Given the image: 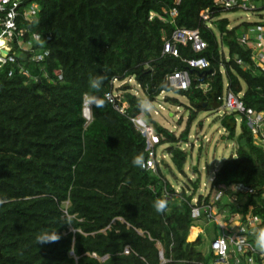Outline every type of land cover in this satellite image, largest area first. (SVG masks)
<instances>
[{
	"label": "trees",
	"instance_id": "1",
	"mask_svg": "<svg viewBox=\"0 0 264 264\" xmlns=\"http://www.w3.org/2000/svg\"><path fill=\"white\" fill-rule=\"evenodd\" d=\"M32 3L40 7L37 19L18 21L11 43L15 61L0 65V264L213 262L210 242L220 227L206 207L201 209L204 233L188 240L197 223L194 199L211 201V192L198 194L200 171L194 167L197 177L178 190L164 172H173L169 162L158 159L156 169L133 166L132 158L142 153L146 161L149 150L131 118L143 114L153 122L160 139L155 150L167 145L171 163L184 172L189 153L183 145L192 123L199 111L221 106L227 83L242 93L247 107L264 110V74L253 61V47L239 40L238 28L253 23L232 27L223 16L229 10L215 0H27L24 5ZM205 9L211 11L208 20L201 16ZM177 29H198L206 46L196 51L191 41L174 42ZM167 42L177 53L166 50ZM39 54L43 59H36ZM201 58L207 66L189 62ZM183 70L190 77L187 89L169 80ZM97 75L103 77L98 90L90 87ZM116 80L122 84L115 90ZM128 80L143 95L133 92ZM108 92L117 95L119 106L127 103L124 113ZM168 92L188 100L165 99L190 110L179 135L139 107ZM84 94L104 101L91 107L90 121L83 114ZM235 116H221L223 138L235 141L237 149L214 171L211 186L224 185L226 191L212 205L224 219L240 213L248 225V216L259 218L247 227L255 251L240 256L264 264L255 244V233L264 229V148L244 117L238 132ZM237 184L254 192L235 190ZM157 199L167 201L163 213L153 207ZM39 235L57 240L38 244ZM127 245L132 252L124 254Z\"/></svg>",
	"mask_w": 264,
	"mask_h": 264
},
{
	"label": "built area",
	"instance_id": "2",
	"mask_svg": "<svg viewBox=\"0 0 264 264\" xmlns=\"http://www.w3.org/2000/svg\"><path fill=\"white\" fill-rule=\"evenodd\" d=\"M27 0H0V65H4L7 61H15V56L11 53V43L19 30L18 21L23 20L27 22H33L37 19V16L40 12V7L36 3L25 6ZM247 0H215V5L224 8L225 10H231L235 8L243 9H257L256 5L253 2H250V5H247ZM210 10L205 9L201 12V16L204 20H208L210 16ZM176 10L172 11V15H176ZM153 17L155 14H151ZM264 20L262 19L256 26H250L248 31L255 34V39H253V61L256 66L260 69L259 72L264 74ZM34 39H39V34H33ZM251 38L247 33L243 34L239 40L241 43L249 42ZM173 41L181 42L186 44L191 41L193 48L196 51L202 50L206 43L202 40L198 29H177L173 33ZM7 50L6 55L3 54V51ZM166 50H173L175 53L177 51L174 49V46L170 45V42L166 44ZM47 54V52L45 53ZM37 60L43 59V54H39L36 57ZM238 63H242L240 59L237 60ZM192 66H197L199 68L205 67L208 65L206 59H197L189 61ZM171 84L180 89H187L190 85V77L187 70L175 72L170 77ZM117 81V80H116ZM226 90L223 96L219 97L222 100L221 106L218 108V112L221 114L229 113H239L244 118L247 119V124L251 130L252 135L255 138V142L264 148V110L255 111L251 107H247L242 99V93H235L229 86L226 84ZM119 95V93H117ZM117 95L112 92L106 93V97L116 104V109L124 113L127 105L126 103L123 106H119L115 101ZM85 108H90L89 105L84 103ZM225 111V113H222ZM131 120L134 122L135 127L139 129L143 135L147 138V149L149 150V158L145 161V169H156V154L154 147L159 143V136L155 133L152 127L148 126L144 120L140 117H132ZM242 120V118H241ZM240 120V121H241ZM235 189L238 191H244L248 193L254 192L253 188L247 187L245 185L239 184L235 186ZM225 191V187L221 186L213 196L212 201L218 200L222 197ZM264 197V195H263ZM211 201V203H212ZM211 203H204L202 206L207 208V216L212 218L220 227V234L217 238L212 241V248L216 255V260L212 264H230L229 258L233 257L234 253H240L245 255L249 251H255L253 245L248 241L247 236V227H254L258 221L257 216H248L247 222L243 223L242 214L236 213L230 219L225 220L223 217L216 216L213 211V206ZM200 205L195 204L192 208V216L194 218L200 217L201 207ZM237 223V224H236ZM132 252L131 247L128 245L124 248V253L129 254ZM96 256V254H93ZM162 263L165 262L163 251L159 253ZM107 256L102 257L104 260ZM261 258L264 261V254L261 255ZM237 264H240V258L236 257ZM247 262L249 264L254 263L253 256H248Z\"/></svg>",
	"mask_w": 264,
	"mask_h": 264
},
{
	"label": "rangeland",
	"instance_id": "3",
	"mask_svg": "<svg viewBox=\"0 0 264 264\" xmlns=\"http://www.w3.org/2000/svg\"><path fill=\"white\" fill-rule=\"evenodd\" d=\"M250 2H253L258 10L235 8L223 12V16L229 18L232 27L241 24L242 22L253 23L250 25L256 26V23H259L262 19L264 20V0H247V5H250ZM262 23H264V21ZM215 31L217 32L216 29ZM238 32L242 35L247 33L251 38L248 44L253 45V39H255L254 33L248 31V29L243 26L238 28ZM128 81L132 85L133 92L138 95H143L140 88L136 86V82L134 80ZM121 84L122 83L120 82H116L115 90L116 87L119 88ZM118 93L121 94L122 91L118 90ZM167 95L177 97L182 103H188L185 96L174 92L162 93V95L154 102L145 101L150 104L149 111L152 118L159 124L167 127L179 135L186 126L190 110L185 105L176 106L175 104L166 101L165 99ZM222 113H225V111ZM219 115L220 113H218L217 110H205L198 112L196 119L192 123L189 140L187 141L189 143L183 145V148H186L189 153L184 172L179 171L171 163V158L165 151V147L167 145L157 146L156 154L158 158L162 161L169 162L174 172L173 173L169 168H167L164 169L165 175L178 190L179 186L189 182V179H195V177H197L194 170V167H196L200 171L201 176V187L198 194L207 193L209 189L212 188L210 177L214 175V170L221 165L223 160L227 159L231 154L236 152V142L223 138V136L226 135V131L224 130L221 122V116ZM235 115L237 119V129L238 132H240V126L242 123L240 120L243 116L239 113H235ZM143 119L147 123L153 124V122H151L146 115ZM163 166L164 164H162V167ZM196 221L198 220L196 219ZM195 225H202V222H197ZM194 230L195 229L192 230V234L189 235V238L193 237ZM238 256H240V253H234L233 257L229 258V263L237 264L236 257ZM240 258V264H242V262H247L244 257L240 256ZM247 264L249 263L247 262Z\"/></svg>",
	"mask_w": 264,
	"mask_h": 264
},
{
	"label": "clouds",
	"instance_id": "4",
	"mask_svg": "<svg viewBox=\"0 0 264 264\" xmlns=\"http://www.w3.org/2000/svg\"><path fill=\"white\" fill-rule=\"evenodd\" d=\"M117 82V81H116ZM102 83H103V77L101 76V75H97L95 78H93V79H91L90 80V87L92 88V89H100V87H101V85H102ZM82 103H85V104H87V105H89L90 106V115H88V116H86L85 115V106L83 107V114H84V116H85V118L87 119V121H90L91 119H92V111H91V107H96V108H100V107H102L103 106V103H104V101L101 99V98H99V97H97V96H95V95H92V94H84L83 96H82ZM126 105H127V103H126ZM140 110H141V112H147L149 109H150V104L147 102V101H143L141 104H140ZM217 111H218V109H216ZM219 113V112H218ZM223 115H226V114H221L220 113V115L219 116H223ZM137 116H140L142 119H143V114H139V115H137ZM136 116V117H137ZM144 120V119H143ZM237 120V119H236ZM144 122L148 125V126H150V127H152V125H150L149 123H147L145 120H144ZM153 128V127H152ZM153 130H154V128H153ZM225 130V129H224ZM155 131V130H154ZM251 131V130H250ZM155 133H156V131H155ZM157 134V133H156ZM158 135V134H157ZM145 136V135H144ZM146 137V136H145ZM146 142H147V138H146ZM189 143V142H188ZM188 143H186V144H188ZM185 144V145H186ZM157 145V144H156ZM155 145V146H156ZM184 149H186V148H184ZM154 151H155V154H156V150H155V147H154ZM149 158V157H148ZM158 156H157V154H156V161H158ZM131 164L133 165V166H135V167H139V168H141V169H143V168H145V157H144V155L141 153V154H138V155H136V156H134L133 158H132V160H131ZM156 167H157V162H156ZM216 170V169H215ZM214 170V171H215ZM210 180H211V182L213 181V176H211L210 177ZM237 185H239V184H237ZM221 186H223V187H225L224 185H221ZM220 186V187H221ZM219 187V188H220ZM219 188H214V187H212V188H210L209 189V191L207 192V193H204L203 195H207L208 193H210L211 192V201H212V199H213V196L215 195V192L219 189ZM236 190V189H235ZM225 191H226V187H225ZM224 191V192H225ZM241 192H244V191H241ZM223 195H224V193H223ZM222 195V196H223ZM235 198V197H234ZM220 199V198H219ZM211 201L209 202V203H211ZM215 201H217V200H215ZM215 201H212V203L211 204H213ZM199 201H198V199H197V197L194 199V204H193V206L195 205V204H197V205H200V206H202L203 204H204V202L202 203V204H199L198 203ZM166 206H167V201L165 200V199H157L156 201H154V203H153V207L155 208V211L157 212V213H163L165 210H166ZM213 206V205H212ZM203 208V206L201 207V209ZM207 209V208H206ZM213 211L215 212V214H216V209L213 207ZM207 212V211H206ZM202 214L200 213V217H198V218H195V220L197 219L198 221L199 220H202L201 219V216ZM231 218V217H230ZM229 218V219H230ZM225 220H227V219H225ZM203 221V220H202ZM191 231V230H190ZM204 233V232H203ZM202 233V234H203ZM200 235V234H199ZM219 236V235H218ZM217 236V237H218ZM189 237V236H188ZM198 237V236H197ZM196 237V238H197ZM217 237H215V238H217ZM214 238V239H215ZM214 239H212L211 240V242H210V245H211V248H212V241L214 240ZM55 240H57V239H52V238H50L49 236H47V235H39L38 237H37V242H38V244H42V243H46V242H50V241H55ZM190 241V240H189ZM255 244H256V247H257V249L260 251V252H262V253H264V229H259V230H257V232L255 233ZM128 246V245H127ZM212 250H213V248H212ZM162 251V250H161ZM214 251V250H213ZM215 253V252H214ZM125 254V253H124ZM163 255H164V253H163ZM102 258V257H101ZM106 259V258H105ZM165 259V258H164ZM215 260H216V258H215ZM214 260V261H215ZM166 261V260H165ZM213 261V262H214ZM213 262H211V263H209V264H212ZM164 263V262H163Z\"/></svg>",
	"mask_w": 264,
	"mask_h": 264
},
{
	"label": "crops",
	"instance_id": "5",
	"mask_svg": "<svg viewBox=\"0 0 264 264\" xmlns=\"http://www.w3.org/2000/svg\"><path fill=\"white\" fill-rule=\"evenodd\" d=\"M197 222H198V223H201V222H202V225L192 226L189 235L192 234V230H193L194 228H196V229L194 230V233H193L194 235H193V237H192V238H189V237H188V240H190V241L195 240L196 237H197L199 234H202V233L204 232V230H205V224H204L205 221L199 220V221H197ZM236 224H237V223H236Z\"/></svg>",
	"mask_w": 264,
	"mask_h": 264
},
{
	"label": "bare ground",
	"instance_id": "6",
	"mask_svg": "<svg viewBox=\"0 0 264 264\" xmlns=\"http://www.w3.org/2000/svg\"><path fill=\"white\" fill-rule=\"evenodd\" d=\"M90 113H91L90 109L88 107L85 108V115L88 116V115H90Z\"/></svg>",
	"mask_w": 264,
	"mask_h": 264
},
{
	"label": "water",
	"instance_id": "7",
	"mask_svg": "<svg viewBox=\"0 0 264 264\" xmlns=\"http://www.w3.org/2000/svg\"><path fill=\"white\" fill-rule=\"evenodd\" d=\"M7 53H8V51H7V50H4V51H3V54H4V55H6Z\"/></svg>",
	"mask_w": 264,
	"mask_h": 264
}]
</instances>
